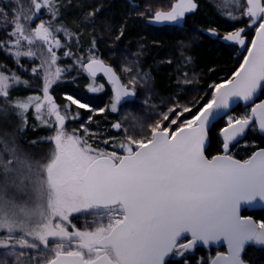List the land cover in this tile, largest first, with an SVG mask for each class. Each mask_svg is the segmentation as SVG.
I'll return each mask as SVG.
<instances>
[{
  "label": "snow or ice",
  "instance_id": "snow-or-ice-1",
  "mask_svg": "<svg viewBox=\"0 0 264 264\" xmlns=\"http://www.w3.org/2000/svg\"><path fill=\"white\" fill-rule=\"evenodd\" d=\"M226 3L241 10L227 13L228 18H246L247 28L255 33L250 46L243 27L223 37L245 49L243 62L229 79L213 86L210 99L195 112L190 106L173 104L159 112L154 122L141 125L139 135L128 134L119 121L114 123L112 128L124 133L112 145L120 151L94 148L86 128L85 136L75 129L67 131L68 107L61 110L49 93L61 76L59 67L50 71L58 59L54 49L63 47L56 33L71 34L65 28H53L51 21L30 25L41 9L56 20L57 0H28L27 8L15 0L11 20L0 7L9 37L0 40V49L17 64L27 57L40 59L39 67L45 68L42 96L13 100L10 90L27 82L14 72L0 71V99L16 110L22 121L19 131L27 125L30 109L42 126L53 129V135L41 142L50 145L43 157L25 153L14 137L0 136V264H167L169 257H182L197 245L221 243L227 245V253L217 252L206 264H244L241 254L247 246L264 247V221L241 214L256 202L264 204V148L244 160L229 151L250 126L264 132V100L254 103L249 114L228 117L220 131L224 154L211 159L205 155L213 121L232 103L252 102L264 89V0ZM196 7L194 0H177L170 10H158L150 20L179 23ZM41 46L47 56L42 50L38 55L36 49ZM83 67L93 78L103 72L112 84V112L122 102L135 103L136 76L125 84L113 67L95 56ZM38 70L34 67L33 74ZM147 79L144 74L141 82ZM65 99L92 111L71 95ZM111 139L115 137L103 143ZM74 214L75 219L83 218L81 227L74 222Z\"/></svg>",
  "mask_w": 264,
  "mask_h": 264
},
{
  "label": "trees",
  "instance_id": "trees-1",
  "mask_svg": "<svg viewBox=\"0 0 264 264\" xmlns=\"http://www.w3.org/2000/svg\"><path fill=\"white\" fill-rule=\"evenodd\" d=\"M60 4L63 26L69 32H76L81 43L98 50V57L112 66L120 76L122 68L129 67L134 72L147 74L148 89L153 100L180 102L192 107L193 112L206 100L210 99L213 86L229 79L243 62L245 51L234 44L224 41L223 37L238 28H246L245 19L232 20L215 3L207 0H194L196 9L184 17L179 24L153 23L151 13L147 11L150 4H159L165 0H57ZM149 6V7H148ZM153 7V6H152ZM168 5H163L167 8ZM98 10V11H97ZM95 13L89 16L88 13ZM66 27V26H65ZM254 30L248 33V42L253 38ZM2 53V50H0ZM2 55H0L1 58ZM82 75L88 81L80 84L74 91H67L79 101L102 108L108 99L107 110L99 116L97 122H120L117 113L110 110L113 98L105 92L93 93L88 83H96ZM191 83H184L185 80ZM122 81V78H121ZM147 89V90H148ZM140 88L135 86V94L140 96ZM144 94H142L143 97ZM107 97V98H106ZM264 100V90L258 102ZM137 99L134 104L125 106L137 109L136 116L145 119L144 127L153 122L145 116V109L140 111ZM251 107H236L230 114L248 111ZM117 110V111H118ZM76 116V112H69ZM79 115V114H78ZM192 115V113H191ZM226 126L225 118L218 121L208 132L209 143L205 155L211 158L223 151L220 131ZM139 129L141 127H138ZM135 129V128H134ZM19 131V130H18ZM133 132V129L130 130ZM20 132V131H19ZM20 145H29L36 141L39 152L36 157H43L49 151L46 143L37 140L34 132L25 130ZM235 146V147H234ZM234 158L247 159L256 149L264 148V135L257 126H250L244 138L231 144ZM242 215L251 216L257 221H264V210H243ZM215 249L196 248L182 257L172 256L167 264H206L216 254ZM248 264H264V247L249 245L242 254Z\"/></svg>",
  "mask_w": 264,
  "mask_h": 264
},
{
  "label": "rangeland",
  "instance_id": "rangeland-1",
  "mask_svg": "<svg viewBox=\"0 0 264 264\" xmlns=\"http://www.w3.org/2000/svg\"><path fill=\"white\" fill-rule=\"evenodd\" d=\"M166 2L164 3H159V4H150L147 8L149 13L153 15L156 11L162 10V11H168L171 8V5L176 3L177 0H165ZM212 3H215L218 8H220L224 13H229L232 12L233 14H239L240 9H235L232 6H230V3H226V0H207ZM15 2V0H0V7L4 8V11L8 14L9 20H11V14L14 11L12 8V4ZM22 4L24 5L25 8L28 7V0H21ZM58 3V1H57ZM195 3V1H194ZM168 5L167 8H163V5ZM59 8V15L56 20L51 19V15L45 10L41 9V13L38 14V19H36L30 27L34 28L36 24L40 23L41 21L43 22H49L51 21L53 28L56 27H62L67 29L68 33H70V36H66L63 31L56 33V36L58 39H60L61 44L63 47L59 49H54L57 54V61L55 65H52L50 71L55 72V69L59 67L61 69V76L58 80H56L55 83L52 84V86L49 89V93L52 96L54 102L60 106L61 110L65 109V106L68 107V112H76L77 115L74 117L72 115H69V118L66 120L65 127L66 130L69 132H72L74 129L76 130L77 134L81 136H85L84 129H88V134L86 138L88 141L92 144L94 148H100L104 149L107 151H120L118 148H113V144H118L120 140L123 138V131L118 132L114 128H112V125L114 123L110 122V118H107L109 120L99 123L97 122V119L99 116H103L104 112L107 110V103L108 99H106L105 103L103 104L102 108L97 109L94 106H89V108L92 109V111H88L86 109L78 108L76 105H71L70 101L66 100L65 97L68 96L66 93L67 91H74L76 87L80 84H86L88 81L85 79V77L82 75V65L84 62L88 61L90 57L95 56L96 58L100 59L98 57L97 53L98 50L90 48V46H85L81 43L80 36L76 32L72 34L69 32V27L67 25L63 26V19L61 15V10H60V4L57 5ZM153 6V7H152ZM193 12V11H192ZM191 13V12H190ZM189 14V13H187ZM186 14V15H187ZM185 15V16H186ZM152 17V16H151ZM246 20V18H244ZM151 21V20H150ZM184 20L180 21L179 23H182ZM175 23V24H179ZM159 24V23H156ZM69 29V30H68ZM246 29V45L250 46V42H248V33L252 31L251 28H245ZM7 31L4 27V21L0 19V40H6L9 39L7 36ZM39 43V42H38ZM232 43V42H229ZM234 44L238 49L241 51H245L243 47L240 45ZM2 50V53H0L1 58H0V71L5 72V74H11L15 73L18 75L21 79V81H26L27 85L24 83H21L17 86H14L10 90V100L13 99H26L28 96L32 95H41L42 96V88H43V77L45 74V68L39 67L41 61L40 59H29L27 57H21L19 64H17L15 58L11 56L7 51L4 49ZM39 52L42 50L44 52V55L47 56L46 49L41 48L36 49ZM65 52L70 53L69 55H64ZM246 55V51H245ZM34 67H38L39 70L36 74H33L32 69ZM125 68V67H124ZM123 69V68H122ZM139 72H125V71H120V75L122 78V82L127 84L128 81L133 77H137V85L140 88V96L137 98L138 106H141L139 109L143 111L145 109L146 113L145 116L149 117L150 119L157 120L158 113L161 111H167L168 108H170L173 104L179 103L180 105H184L180 102H170L167 100H153V96L149 92L148 89V84L145 82H141V75H137ZM192 78H189V81ZM89 87H95L98 88V91H92L93 93H101L105 92L106 96H110V88L109 85L105 84L102 80L96 82V83H88ZM131 87V85H129ZM148 89V90H147ZM90 90V89H89ZM142 94L143 97H142ZM81 102V101H80ZM83 103V102H82ZM103 109V111H100ZM14 109H12L11 105L8 103H4L2 99H0V136H6V138H15L18 146L20 149H22L25 153H29L33 156H35L36 152H39V149L37 145L33 144L32 142L29 143V145H20L21 138H23L21 135L24 134L25 130L28 132H34L36 135L37 140L44 141L47 137L53 135V129L49 127H44L41 125L40 121L35 119V114L34 110H29V112L26 114L27 115V125L23 128V131H18L19 126L21 125L22 121L20 120L19 117L15 115ZM5 112L7 115L5 116ZM117 116L118 119H120V123L124 125L128 129V134L130 135H139L141 128L139 129L138 127H141L142 123L145 121V119L138 118L136 116L137 109L131 106H125L121 108L120 110L117 111ZM250 113V109L248 111L240 113V115L237 114H229L227 117H225V121L227 123V119L229 116L238 118L240 116L246 115ZM79 114V115H78ZM186 116H191V113H186ZM54 119V118H53ZM135 128V129H134ZM133 129V132L130 130ZM109 137H115V139H111L108 144L103 143L105 139H108ZM49 148L50 145L46 143ZM235 147V146H234ZM231 147L229 149L230 154L231 153ZM221 154H224V150L222 151ZM233 156V155H232ZM77 214H74V222L77 224L78 227H81L84 224L83 218L81 219H75V216ZM222 250H218L217 252H221ZM215 253V254H216ZM189 252H186L184 254L188 255ZM213 258V257H212ZM211 258V259H212Z\"/></svg>",
  "mask_w": 264,
  "mask_h": 264
},
{
  "label": "water",
  "instance_id": "water-1",
  "mask_svg": "<svg viewBox=\"0 0 264 264\" xmlns=\"http://www.w3.org/2000/svg\"><path fill=\"white\" fill-rule=\"evenodd\" d=\"M254 35H255V33H254ZM253 37H254V36H253ZM246 54H247V53H246ZM87 62H88V61L84 62L83 64H85V63H87ZM105 65H107V64L105 63ZM108 66H110V65H108ZM82 69H83L84 73H85L89 78H91V79L103 78L104 81H105L108 85H110V87H111V92H112V96L114 97L113 86H112V84L109 82L108 78L103 74V72H97V73H96V76L93 78V77L90 76L89 73L85 70V68L83 67V65H82ZM263 90H264V89L260 90V91L257 93L256 97L254 98V101H252V102L245 103L244 101H240V100H238V101L232 103L231 106H230V108L227 110L226 113L221 114L220 117H218L215 121H213L212 126H210L208 132L210 131V129L213 127L214 124H216L218 121L224 119V118H225L229 113H231L236 107H238V106L250 107V106H252L254 103H257V101H258V99H259V97H260V95H261V92H262ZM123 104H125V103L122 102L121 105H123ZM246 131H247V130H246ZM260 132H261V131H260ZM261 133H262V135H264V132H261ZM245 135H246V132H245V134H244L242 137H240V138L238 139V141H241V140L244 138ZM221 138H222V140H223V137H222V136H221ZM238 141H235V142H238ZM208 143H209V137H208L207 140H206V143H205V149L208 147ZM233 143H234V142H233ZM260 149H261V148H260ZM257 150H259V149H257ZM257 150H255V151H257ZM219 155H222V154H219ZM211 158H212V157H211ZM211 158H209V159H211ZM244 210H247V211H262V210H264V204H261L260 202H256L255 205H253V206H249V207H245ZM241 214H242V213H241ZM250 217H251V216H250ZM251 218H252L253 220H255L253 217H251ZM196 248H203V249H210V248H213V249H216V250H222L221 252H223V253H227V245H226V244H223V243H221V244H212V245L207 246V247L202 246V245H197L194 249H196ZM247 248H248V246L246 247V249H247ZM194 249H193V250H194ZM246 249H245V250H246ZM244 252H245V251H244ZM244 252H243V253H244ZM243 253H242V254H243ZM242 254H241V258H242ZM214 257H215V256H214ZM214 257H213V258H214ZM169 259H170V257L167 259V262L169 261ZM244 264H248V263L244 262Z\"/></svg>",
  "mask_w": 264,
  "mask_h": 264
},
{
  "label": "flooded vegetation",
  "instance_id": "flooded-vegetation-1",
  "mask_svg": "<svg viewBox=\"0 0 264 264\" xmlns=\"http://www.w3.org/2000/svg\"><path fill=\"white\" fill-rule=\"evenodd\" d=\"M101 60V59H100ZM103 61V60H102ZM105 63V62H104ZM108 65V64H107ZM112 67V66H111ZM115 70V69H114ZM84 73V72H83ZM85 74V73H84ZM93 80V79H92ZM100 80H102L105 84H107L105 81H104V79L103 78H98V79H95L94 81L95 82H98V81H100ZM108 85V84H107ZM109 88H110V92H111V87H110V85H109ZM112 98H113V96H112V92H111V95H110ZM257 103H259V102H257ZM251 107V106H250ZM230 114V113H229ZM228 114V115H229ZM246 133H247V131H246ZM261 133V132H260ZM239 142V141H238ZM234 143H236V142H234ZM234 143H232V144H234ZM260 149V148H259ZM257 150V149H256Z\"/></svg>",
  "mask_w": 264,
  "mask_h": 264
}]
</instances>
